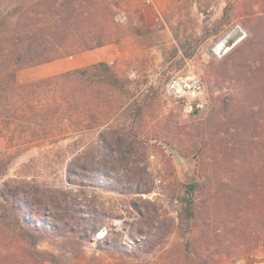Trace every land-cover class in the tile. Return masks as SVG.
I'll return each mask as SVG.
<instances>
[{"label":"rangeland","instance_id":"obj_1","mask_svg":"<svg viewBox=\"0 0 264 264\" xmlns=\"http://www.w3.org/2000/svg\"><path fill=\"white\" fill-rule=\"evenodd\" d=\"M43 2L0 0V264H52L28 231L56 264H264V0H102L85 29L132 50L114 84L9 64ZM189 70L207 99L185 117L164 90Z\"/></svg>","mask_w":264,"mask_h":264},{"label":"trees","instance_id":"obj_2","mask_svg":"<svg viewBox=\"0 0 264 264\" xmlns=\"http://www.w3.org/2000/svg\"><path fill=\"white\" fill-rule=\"evenodd\" d=\"M102 0H44L34 8L26 21L15 23L12 27L15 37L19 38L15 50L12 51L10 63L14 67H31L40 63L55 60L64 56H72L84 51L106 45L104 36L98 30V23L91 27L84 26L85 18L91 16L97 4ZM99 7V6H98ZM44 18H43V17ZM105 22L106 13L97 15ZM77 36L78 39L70 37ZM76 42L77 46L71 48L70 44ZM7 58L0 56V65H4ZM98 72L103 80L115 83L112 69L106 63H97L86 68L67 72L64 75L78 74L88 77ZM62 75V76H64ZM14 77V73L12 74ZM186 193L192 195L195 185H186ZM264 224V220L261 221ZM27 239L30 243L29 256L36 262L50 261L56 264L53 256H44L36 249V239L28 231ZM94 235V233H92Z\"/></svg>","mask_w":264,"mask_h":264},{"label":"built area","instance_id":"obj_3","mask_svg":"<svg viewBox=\"0 0 264 264\" xmlns=\"http://www.w3.org/2000/svg\"><path fill=\"white\" fill-rule=\"evenodd\" d=\"M234 31H237V35L240 34L238 29H234L232 32ZM230 34L220 40L214 48L211 49V55L213 57L217 59L223 58L242 40L241 36L236 44L233 43L234 46L231 49L228 48L227 50H223V52L220 49L218 50L219 45L225 41ZM164 96L166 104L168 106L176 105L185 117L200 114L206 108L207 94L205 85L192 70L183 74H177L169 80L165 86Z\"/></svg>","mask_w":264,"mask_h":264},{"label":"crops","instance_id":"obj_4","mask_svg":"<svg viewBox=\"0 0 264 264\" xmlns=\"http://www.w3.org/2000/svg\"><path fill=\"white\" fill-rule=\"evenodd\" d=\"M171 40L172 39H168L167 41V46L169 47L172 45ZM131 53L132 50L129 42L122 40L118 43L104 45L93 50H88L69 56L66 59L60 60L58 63L50 65L49 67L52 69L50 71L56 70L58 68L74 71L82 67L103 62L113 65L116 68H122L128 63Z\"/></svg>","mask_w":264,"mask_h":264},{"label":"bare ground","instance_id":"obj_5","mask_svg":"<svg viewBox=\"0 0 264 264\" xmlns=\"http://www.w3.org/2000/svg\"><path fill=\"white\" fill-rule=\"evenodd\" d=\"M232 32V31H231ZM241 37V33L237 35V31L232 32L220 45L218 50L220 49L222 52L223 50H227L228 48H232L234 44L238 42ZM234 43V44H233Z\"/></svg>","mask_w":264,"mask_h":264},{"label":"water","instance_id":"obj_6","mask_svg":"<svg viewBox=\"0 0 264 264\" xmlns=\"http://www.w3.org/2000/svg\"><path fill=\"white\" fill-rule=\"evenodd\" d=\"M193 181V177L190 174H187L186 182L189 184Z\"/></svg>","mask_w":264,"mask_h":264}]
</instances>
